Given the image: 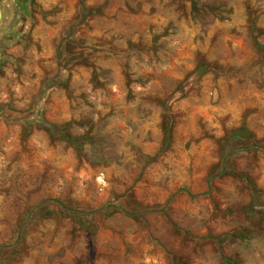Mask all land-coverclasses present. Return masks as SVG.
<instances>
[{
  "label": "rangeland",
  "instance_id": "rangeland-1",
  "mask_svg": "<svg viewBox=\"0 0 264 264\" xmlns=\"http://www.w3.org/2000/svg\"><path fill=\"white\" fill-rule=\"evenodd\" d=\"M0 264H264V0H0Z\"/></svg>",
  "mask_w": 264,
  "mask_h": 264
},
{
  "label": "trees",
  "instance_id": "trees-1",
  "mask_svg": "<svg viewBox=\"0 0 264 264\" xmlns=\"http://www.w3.org/2000/svg\"><path fill=\"white\" fill-rule=\"evenodd\" d=\"M54 131H56V130H55V127H49V128H48V132L53 133Z\"/></svg>",
  "mask_w": 264,
  "mask_h": 264
}]
</instances>
